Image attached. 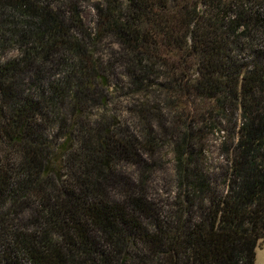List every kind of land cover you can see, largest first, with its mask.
<instances>
[{"label":"trees","instance_id":"obj_1","mask_svg":"<svg viewBox=\"0 0 264 264\" xmlns=\"http://www.w3.org/2000/svg\"><path fill=\"white\" fill-rule=\"evenodd\" d=\"M39 1L0 0V140L18 157L0 161V264H255L264 244V43L240 30L233 0H101L94 34L80 0ZM107 38L127 75L136 133L86 117L91 104L108 107L96 59ZM246 43L260 56L251 66L232 55ZM8 44L18 54L4 56ZM51 65L62 77L45 87ZM174 91L209 103L204 120L228 109L241 120L226 143L224 190L200 165H181L174 208L162 213L148 193L144 153L158 142L150 94ZM62 101L70 123L57 144L38 121ZM190 124H178L184 137ZM128 164L136 179L121 173Z\"/></svg>","mask_w":264,"mask_h":264},{"label":"rangeland","instance_id":"obj_2","mask_svg":"<svg viewBox=\"0 0 264 264\" xmlns=\"http://www.w3.org/2000/svg\"><path fill=\"white\" fill-rule=\"evenodd\" d=\"M101 0H80L79 13L83 20L85 28L91 34H94L97 29L98 15L94 9L95 4ZM234 14L240 15V22H243V27L248 30V38L252 39L257 45L263 44L264 34V0H233ZM44 4V0L39 1ZM246 38V41L247 39ZM245 41V42H246ZM246 47L232 51V55L237 60L239 65H252L253 62H258L257 53H253ZM96 59L100 62L103 71V83L99 85L101 94H104L108 99V107L104 110L97 108L98 104L89 105L86 112V117L91 121L98 120L101 116L105 119L114 118L115 121L123 128H128L130 133H136L139 126L137 114L132 111L131 100L129 99L130 87L125 69L122 64L115 62L112 54L116 52L117 44L112 38H107L103 43L97 46ZM264 51V45L261 46ZM4 56H15L18 54V47L8 44L2 50ZM62 69L59 66L51 65L43 71V84L47 87L50 82L56 81L62 77ZM34 73L23 74L21 80L26 84L30 83ZM25 93L34 92L35 89H30V86L25 88ZM167 99L164 92L161 94L151 92L150 103H157V112L160 118L153 121L154 131L157 136L156 148L151 152L144 153L147 164L153 167V171L148 181V193L150 198L157 204L162 213L174 208L179 193V172L181 165L191 167V165H200L204 172L211 176L213 186L218 190H224L222 172L227 165L226 143L233 141V128L237 129L240 124V111L228 109L225 115L216 116L215 122L204 120L203 117H208L206 109L209 103L198 101L197 97H183L180 93ZM189 103H183L187 99ZM178 99V101H177ZM65 103H57L56 110L50 111L46 116L47 120L39 119L40 130L46 140H56L60 143L63 140L64 131L62 130L65 124L70 123L69 110L63 105ZM157 113V114H158ZM185 120L186 123H191V131L189 137H184V127H179L180 120ZM201 120L198 122V120ZM60 120H63L60 125ZM162 124L163 126H160ZM193 137V138H192ZM185 140V153L178 150V145ZM152 154V155H151ZM17 155L5 141L0 140V161L16 162ZM120 170V169H119ZM121 173L129 178L136 179L139 176L136 168L132 164L121 167ZM27 220L22 224L27 225ZM255 264H264V244L257 249Z\"/></svg>","mask_w":264,"mask_h":264}]
</instances>
